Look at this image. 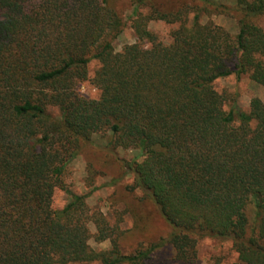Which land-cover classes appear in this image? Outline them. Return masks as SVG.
Returning <instances> with one entry per match:
<instances>
[{
	"label": "trees",
	"instance_id": "trees-1",
	"mask_svg": "<svg viewBox=\"0 0 264 264\" xmlns=\"http://www.w3.org/2000/svg\"><path fill=\"white\" fill-rule=\"evenodd\" d=\"M135 1L137 41L118 51L125 23L111 0H0V264H148L165 244L193 263L206 237L231 242L243 264H264V102L227 110L215 88L232 74L264 86L254 22L264 0ZM210 6L237 16L236 35L202 20ZM151 21L178 25L170 42ZM92 60L93 99L78 91ZM103 132L139 150L142 160L126 164L133 187L171 227L129 253L124 231L85 195L53 207L81 145Z\"/></svg>",
	"mask_w": 264,
	"mask_h": 264
},
{
	"label": "rangeland",
	"instance_id": "rangeland-1",
	"mask_svg": "<svg viewBox=\"0 0 264 264\" xmlns=\"http://www.w3.org/2000/svg\"><path fill=\"white\" fill-rule=\"evenodd\" d=\"M124 19V29L113 41L116 50H121L126 44L137 41L132 28L135 0H111ZM165 7H174L184 0H158ZM215 3L235 6L237 0H210ZM205 0L197 5L205 6ZM207 4L206 6H208ZM205 6V7H206ZM193 14H191V18ZM202 20H211L229 30L232 35L238 33L237 16H230L221 9L210 6L202 14ZM254 22L264 29V14L254 18ZM178 25L164 21H151L149 28L160 40L171 41V32ZM99 67V62L92 60L88 66L89 78L78 85L79 93L86 98H98L100 90L93 84L92 77ZM215 88L227 97L225 108H240L250 110L251 101L258 97L264 102V86L252 80L249 74L238 77L232 74L219 78ZM50 112L59 116V111L51 107ZM113 136L109 132L96 133L89 142L81 145L77 156L72 160L65 175L66 188L56 189L53 196V207L63 208L72 194L86 196V201L94 211H100L112 224H117L124 231L122 246L124 252H132L140 245L150 244L153 239L166 237L171 230L157 207L144 199V194L134 188V176L127 172V163L136 158L142 160L137 149L116 147L112 144ZM95 232V226L91 225ZM94 248L109 247L108 241L99 244L90 240ZM99 264V263H87ZM148 264H243L238 253L229 241L215 238H203L198 243V257L193 263H182L175 259L173 249L165 244L157 249Z\"/></svg>",
	"mask_w": 264,
	"mask_h": 264
}]
</instances>
